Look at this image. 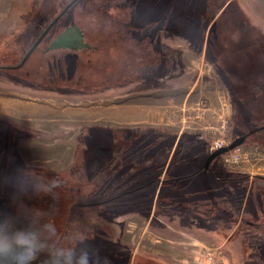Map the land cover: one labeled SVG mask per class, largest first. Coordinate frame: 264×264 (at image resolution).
<instances>
[{
    "label": "rangeland",
    "instance_id": "obj_1",
    "mask_svg": "<svg viewBox=\"0 0 264 264\" xmlns=\"http://www.w3.org/2000/svg\"><path fill=\"white\" fill-rule=\"evenodd\" d=\"M69 1L0 0V66L19 64L34 38ZM163 7L168 10L163 12ZM219 11L222 12L219 14ZM167 13H178L186 20L189 18L190 22H201L203 32L193 26L191 30L187 29L181 19L167 22L165 28L156 26L147 44L150 45L151 39L155 42V35L158 51L164 50L154 57L161 58L168 66L152 70L150 68L153 66L147 69V64L143 63L140 66L142 71L137 75L128 72L121 84L123 90H128L126 97L120 93L122 89L118 90L120 87H114L115 70L109 71V66L101 64L103 60L98 51L93 54L96 65L91 68L92 78H86L89 76L86 55L84 61L78 63L68 60L62 64H48V54L55 50L44 52L42 45L17 69L18 72L0 70V117L29 129L20 145L9 149L11 154H0V181L21 227L26 221L41 220L40 230L36 233L40 239L44 238L42 233L47 225H53L50 234L60 241L82 233L92 236L98 230L106 233L108 238L102 234L104 242L111 241L116 247L109 245L105 247L107 250L98 249L101 264H108L114 258V250L128 254L130 264L133 263L131 251L136 248L139 253L153 257L149 253L152 249L149 232L153 230L160 234L163 231L164 234L171 232L176 237L173 243H184L178 245L181 253L171 256L175 264H199L200 261L201 264H261L263 258L259 259L258 253H255L258 247L253 248V243L257 242L253 233L261 229L248 227L247 222L239 229L238 222L230 223L228 226L234 231L230 236L220 235L218 244L205 239H187L179 231L167 229L157 219H153L148 228L146 217L137 218L135 214H124L121 220L109 211L105 212V215L110 214L105 220L104 217L86 215L94 209L82 207L87 201L114 198L141 184L145 179L141 170L138 179L128 182L120 180L117 188L106 193L90 192L88 185L84 189L81 186L85 185L82 181L103 185L113 178L100 172L85 175L84 180L79 175L74 182L82 187L79 190L64 189L68 180L61 177L63 172L83 170V165L98 171L100 161L106 162L110 174L115 171L117 154H114V142L106 144L93 139V142L85 143L82 138L90 136L85 129L87 125L99 126L102 122L98 120V110H102L106 104L128 102L126 99L130 100L136 95L137 98L151 99L156 106H160L154 120L157 123L171 122L172 130H180L181 126H188L189 123L197 124L199 129L193 132L203 134V143L207 144V148L215 138L213 132L220 120H228L232 139L247 135L241 146L255 155L248 163L229 168L222 165L220 156L214 161L218 160L214 168L228 178L225 181H228L226 185L233 194L234 209H242V199L249 191L251 196L257 190L264 196V0H80L67 11L66 17L73 22V27L78 28L81 36L83 34L85 44L92 47L97 45L98 49L103 48L104 51L110 47L106 41L123 37V33H116L119 28L116 23L140 25L146 19L157 21ZM137 17L139 20L135 23L133 19ZM212 19H216V23L207 40L205 29ZM239 22L243 28L240 32L235 31ZM237 43L240 47L238 50L243 51L235 52ZM150 46L147 51L144 50V61L148 64L155 60L152 59ZM75 52L82 54V51ZM64 55L67 59L72 53L64 52ZM235 59L243 61L245 65L230 73L231 62ZM108 76L112 77L111 82L107 80ZM105 82L111 83L108 86L113 88L105 91ZM73 84L80 89H104L88 94L66 92ZM90 110L92 120L87 121ZM17 111H22L31 120L19 119ZM55 136L59 141H53L57 140ZM1 137L0 148L1 142L8 143V136L3 137L4 141H1ZM106 149L109 154H102L107 157L103 159L100 151ZM56 151L60 154H56ZM192 178L180 180L179 186H193L194 193L198 195L197 206L203 205L205 202L201 200L206 187H195ZM115 184L114 180L110 186ZM49 187H52L50 193ZM256 198L255 195L252 197ZM252 199L240 211V215L261 227L264 225V203L258 204ZM176 225L178 228L179 225ZM158 241L162 243L163 240ZM250 249L255 254L248 258L245 252ZM210 252H213L212 255H209Z\"/></svg>",
    "mask_w": 264,
    "mask_h": 264
},
{
    "label": "crops",
    "instance_id": "obj_2",
    "mask_svg": "<svg viewBox=\"0 0 264 264\" xmlns=\"http://www.w3.org/2000/svg\"><path fill=\"white\" fill-rule=\"evenodd\" d=\"M221 12L219 11V14ZM216 19L215 21L212 19L205 29L207 30V40L209 39V32L214 23H216ZM186 28L188 29V26ZM222 28L226 31L224 26ZM154 40L155 42L151 39V46L148 45L153 51V58H151L155 60L147 64V69L152 66L153 68H150L152 70L159 69L161 66L165 68L168 64L162 62L161 58L156 59L154 57L155 54L158 56L159 51L162 52L164 50L158 51L155 35ZM140 71L142 70L140 69ZM140 71L137 69L132 74L137 75ZM118 87H120L119 91L122 89L120 93L126 97L128 93L125 92L128 90H123L124 87L121 85ZM126 100L128 102L121 101L113 105L106 104L102 110H98L97 113L100 117L98 120L102 122L98 124L99 126L87 125L85 129L88 130L90 136L82 138L85 143L93 142L91 141L93 139H98V141L106 144L114 142V154H117L115 157V171L110 174L106 162L100 161L98 171L87 169L83 165V170L74 169L72 172H63L61 177L68 180L66 183L67 187L64 189L79 190L82 188L81 186L84 189V186L88 185L90 192L102 191L106 193L111 189L117 188L118 186L116 185H119L118 181L120 180L121 182L124 180L128 182V180L138 179V173L141 170L143 176H145L141 184L127 189L114 198L87 201L82 207L94 209L91 213L90 211L87 212L86 215L100 217L101 219L104 217L105 220L107 215L110 216L109 213L105 215V212L109 211L113 212L114 215H118L117 218L121 220L124 214H135L137 218L139 216L146 217L148 228L150 222L153 219H157L165 224L167 229H175L187 239H205L210 240L211 243L219 244L220 235L230 236L232 231H234L228 225L233 222V215L238 213L234 209L233 194L226 185L228 181L225 180L228 178L223 177L220 174L221 171L214 168L218 160L214 163L212 162L207 171L203 169V164L209 155V148H207L206 143H203V134L194 133L199 129L197 124L189 123L188 126H181L180 130H172L171 122L157 123L154 121L156 111L160 106H156L155 103L151 102V99L137 98L135 95L130 97V100ZM91 111L87 112L89 115L87 121L92 120ZM17 112L19 119L31 120L28 119V116L26 118L22 111ZM24 129L28 130L29 133L28 128ZM56 138L57 140L53 141H59V138ZM24 151L30 152L29 149H24ZM56 154H60V152L56 151ZM72 154H74V150ZM102 154H109L108 150L100 151V156H103ZM103 159H107V157L103 156ZM136 170L138 172L133 174L132 172ZM76 171L77 173H75ZM94 172L108 174L113 176V178L105 181L103 185H95L93 182L87 183L86 181H82L85 182V185L81 186L74 183L79 175H82L84 180L86 176ZM188 178H192L191 180L195 187H206L204 197L201 200L205 202L203 205L197 206L198 195L194 193L193 186H179L180 180ZM195 178L197 179L196 183L194 182ZM114 180L116 182L115 186H110ZM140 192H142V195H139ZM124 193L129 196L119 197ZM254 195L258 198L252 199ZM253 196H251V191H249L243 197L241 212L249 202H252L250 201L251 199L258 204L264 203V196L258 190L253 192ZM238 215H240V212ZM240 217L242 216L240 215ZM176 224L179 225L178 228ZM149 233L151 234L149 236L152 237V249L149 253L153 257L139 253L136 248L131 251L133 261L137 257L141 262L148 260L158 264H175L172 262L175 259L171 256L180 254L178 245L182 246L184 243H173L172 241H175L174 238L176 237H173L175 234L171 232L164 234L163 231L160 234L158 231L153 230ZM102 234L108 238L106 233L104 234V232L99 230L90 236L91 243L96 249L107 250L105 247L109 245L110 247H116L111 241L108 243L104 242ZM158 239H162V243Z\"/></svg>",
    "mask_w": 264,
    "mask_h": 264
},
{
    "label": "trees",
    "instance_id": "obj_3",
    "mask_svg": "<svg viewBox=\"0 0 264 264\" xmlns=\"http://www.w3.org/2000/svg\"><path fill=\"white\" fill-rule=\"evenodd\" d=\"M80 0H78L76 3H78ZM75 3V4H76ZM74 4V5H75ZM73 5V6H74ZM163 5H166L165 2H163ZM161 10L164 12V10H168L167 8L163 7L161 8ZM162 16V15H161ZM159 16H157L156 18H158ZM176 19H181L184 24L186 26H188V28L191 30V26H193L196 30L200 31L201 33L203 32V25L201 24V22L196 21H189L187 18V21L183 16H180V14L175 13H167L165 14L162 18H159L157 21L155 19H146L144 24H133V23H124V22H119L116 23L118 25L119 28H117L116 33L118 34H122L123 33V37H119V38H112L113 40L111 41H106L107 45H110V47L105 48L103 51V48L98 49L97 45L89 46L85 47V48H81V49H69V50H55L54 52H51V54L49 55L50 60L48 64H52V63H67L68 60H71L72 62H80L81 60H83L84 55H86V63H87V71H88V75L86 76V78H92V69L93 67H95L96 65V60L93 56L94 53H96L97 51L100 53L99 57L103 60L101 62L102 65H106L110 67L111 71L112 69L115 70V74L113 76L114 79V87H118L122 84V81L124 78L127 77V75L130 73H134L137 69L138 71H140V69L142 70V67H140L143 63L144 64H148L147 61H144V50L147 51L148 49V44L146 45V42L148 40V38L150 39V33L154 30V28L156 26H163L165 27V25L167 24V22L169 21H173ZM139 18H135L133 19V21H135V23H138ZM240 26H241V22H239ZM67 27H72L74 29H76L79 33L80 31L78 30L77 27H73V22L66 17V14L64 16H62L59 21L55 24V26L50 30V32L46 35V37L42 40V42L39 44L44 46V50L52 43V41L54 40V38L59 34V32H62L63 30H65ZM45 27L42 28V31L44 30ZM241 28V27H240ZM235 29V28H234ZM241 30L243 31V28H241ZM146 31V33H145ZM236 31V29H235ZM245 31V30H244ZM40 33V34H41ZM38 34L33 42L37 39V37L40 35ZM81 35V34H80ZM83 36V34H82ZM81 36V38H82ZM201 38V35L200 37ZM198 38V40H199ZM83 40V38H82ZM197 40V42H198ZM32 42V44H33ZM84 42V41H83ZM96 42V41H95ZM108 42V43H107ZM250 42V40H249ZM111 43V44H110ZM195 45V43H194ZM243 45V44H242ZM38 46V47H39ZM245 46V45H243ZM37 50V49H36ZM35 50V51H36ZM34 51V52H35ZM75 51H82V54L76 53ZM33 52V53H34ZM64 52H71L72 55L69 58V56H67V59L65 58ZM32 53V54H33ZM31 54V55H32ZM30 58V57H29ZM22 59V58H21ZM113 60V63H112ZM84 61V60H83ZM113 65V66H112ZM10 72H18L19 70H8ZM108 71V72H109ZM49 73V72H47ZM47 73H44L43 75H47ZM126 76H125V75ZM125 76V77H124ZM111 76H108V81L111 82ZM106 86L105 89L103 87H98V88H94V89H80L78 87H75L74 84L71 85L70 88H68L66 90V92L69 91H73V93H75V91H79L80 93H92V92H96L97 90H106L108 88H113V86H108L111 83H107L105 82ZM61 185L64 183H60ZM66 185V183L64 184ZM129 196L127 193H124L123 195L119 196V197H126ZM235 212H238V210L235 208ZM233 215L234 219L233 222H238V229L241 227L242 224H245L246 222V226L248 227H252L254 229L260 228L261 230L256 233V231L253 233L254 236H256L255 241L253 245V248H257L255 250V253H258L257 256L259 257V259L263 258V260H261V264L264 263V251L262 250L263 246H264V225H257L256 223H252L249 220H246V218L243 219V217H240V215ZM262 243V246H261ZM261 247V248H260ZM259 250V252H258ZM114 252V258L111 259V261L108 264H130L131 260L129 259L128 254L123 253V252H118L116 250L113 251ZM255 253H252V250L250 249L249 251H246V257L251 258L252 255H254ZM263 254V255H262ZM128 256V258H127ZM132 264H158L152 261H148L146 260V262H141L139 260V258H135Z\"/></svg>",
    "mask_w": 264,
    "mask_h": 264
},
{
    "label": "clouds",
    "instance_id": "obj_4",
    "mask_svg": "<svg viewBox=\"0 0 264 264\" xmlns=\"http://www.w3.org/2000/svg\"><path fill=\"white\" fill-rule=\"evenodd\" d=\"M40 224L33 220L17 227L16 217L0 212V264H101L87 233L60 241L50 234L53 225H47L40 239Z\"/></svg>",
    "mask_w": 264,
    "mask_h": 264
},
{
    "label": "water",
    "instance_id": "obj_5",
    "mask_svg": "<svg viewBox=\"0 0 264 264\" xmlns=\"http://www.w3.org/2000/svg\"><path fill=\"white\" fill-rule=\"evenodd\" d=\"M78 0H70L59 12L58 14L45 26L42 33L37 37V39L33 42V44L30 46V48L27 50V52L23 55L21 61L16 66H0V70H16L20 69L25 62L29 59L31 54L36 50V48L39 46V44L42 42V40L46 37V35L50 32V30L55 26V24L59 21V19L64 16L67 11L77 2ZM87 45L82 41L81 35L79 32L75 29L71 30L70 32H67L62 37H59L57 41L54 43L53 46L48 48L45 52L51 51V50H58V49H81L85 48ZM247 135L239 136L231 140V142L221 148L218 149L212 153H210L204 164L203 169L207 171L211 165L212 162H214L217 158L220 156L234 150L235 148L241 146L244 144L245 139ZM7 205V200L4 196L0 197V212L4 213L5 207ZM17 227H19V224L17 222Z\"/></svg>",
    "mask_w": 264,
    "mask_h": 264
},
{
    "label": "flooded vegetation",
    "instance_id": "obj_6",
    "mask_svg": "<svg viewBox=\"0 0 264 264\" xmlns=\"http://www.w3.org/2000/svg\"><path fill=\"white\" fill-rule=\"evenodd\" d=\"M74 28H72V27H67L65 30H63L62 32H59V34L54 38V40L52 41V43L45 49V51L48 49V48H50L51 46H53L54 45V43L57 41V39L59 38V37H62V36H64L65 34H67V32H70L71 30H73ZM216 29V28H215ZM214 29V30H215ZM76 30V29H75ZM236 30L238 31V32H240L241 31V28H240V24H238L237 25V28H236ZM232 30H230L229 32H231ZM80 34V33H79ZM243 34H245V33H243ZM82 39V38H81ZM83 41V40H82ZM87 45V44H86ZM86 47H88V45L86 46ZM71 49H73V48H71ZM238 49H240V47H239V44L237 43V46H236V51L235 52H241V51H243V50H238ZM59 50V49H58ZM60 50H63V49H60ZM65 50V49H64ZM66 50H69V49H66ZM245 50L246 51H248L249 49H247V48H245ZM44 51V52H45ZM51 51H54V50H51ZM245 65V63L243 62V61H241V60H234L233 62H231V68L229 69V72L231 73L234 69H239V68H242L243 66ZM233 73V72H232ZM234 74H235V72H234ZM233 77L234 76H236V75H232ZM236 77H238V76H236ZM239 78V77H238ZM4 133H7L6 135H4ZM28 133V130H26V129H24L23 127H21L19 124H16L15 122H13V121H11L10 119H6V118H1L0 117V136H2L1 138H2V140L1 141H4V139H3V137H5V136H8V143H3V142H1L2 143V147L0 148L1 149V151H0V154H11V152H10V150L9 149H11V147L13 148V146L15 147H17V146H19L20 145V141L21 140H23V138L24 137H26L25 135ZM11 138L13 139V140H11ZM234 139V138H233ZM5 145V146H4ZM8 146H10V147H8ZM4 147V148H3ZM2 196H4L5 197V199L7 200V205H6V207H5V211H4V213H7V214H10V215H12V216H14V217H16L15 216V214H14V212L12 211V208H11V206H10V201H9V199H8V194H7V192H6V190H5V187L3 186V184H2V182L0 181V197H2ZM16 219H17V217H16ZM17 222H18V224H19V227H21V225H20V221H18V219H17Z\"/></svg>",
    "mask_w": 264,
    "mask_h": 264
},
{
    "label": "built area",
    "instance_id": "obj_7",
    "mask_svg": "<svg viewBox=\"0 0 264 264\" xmlns=\"http://www.w3.org/2000/svg\"><path fill=\"white\" fill-rule=\"evenodd\" d=\"M215 138L212 139L209 145V153H212L218 149L227 146L232 137L230 136L228 129V120L221 119L217 127L213 132ZM257 154V153H256ZM255 154H250L248 151L244 150L242 146L235 148L234 150L221 156V163L225 167H235L241 163H248L251 160V156ZM210 252L209 255H212ZM214 255V254H213ZM212 261V259H209ZM201 262V261H200ZM199 262V264H201ZM210 264H213L212 262Z\"/></svg>",
    "mask_w": 264,
    "mask_h": 264
}]
</instances>
